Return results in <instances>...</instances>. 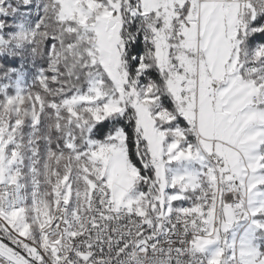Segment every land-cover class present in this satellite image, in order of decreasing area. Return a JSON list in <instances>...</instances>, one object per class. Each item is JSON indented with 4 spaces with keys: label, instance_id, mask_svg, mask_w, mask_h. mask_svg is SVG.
<instances>
[{
    "label": "snow or ice",
    "instance_id": "obj_1",
    "mask_svg": "<svg viewBox=\"0 0 264 264\" xmlns=\"http://www.w3.org/2000/svg\"><path fill=\"white\" fill-rule=\"evenodd\" d=\"M0 264H264V0H0Z\"/></svg>",
    "mask_w": 264,
    "mask_h": 264
}]
</instances>
